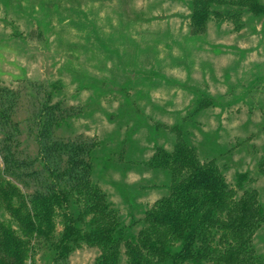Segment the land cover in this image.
Segmentation results:
<instances>
[{
  "label": "rangeland",
  "instance_id": "1",
  "mask_svg": "<svg viewBox=\"0 0 264 264\" xmlns=\"http://www.w3.org/2000/svg\"><path fill=\"white\" fill-rule=\"evenodd\" d=\"M188 14L172 0H0V141L10 137L34 157L35 112L61 81L54 101L81 112L55 134L104 144L95 178L124 215L120 188L135 189L143 207L164 194L150 186L165 184L166 173L143 163L154 145L171 149L174 127L189 133L200 157L207 137L233 147L221 160L225 176L250 172L264 204V176L255 172L264 155V16L250 25L244 17L240 31L212 20L192 37ZM200 96L214 106L193 113ZM254 243L264 252V225ZM97 255L82 247L65 264H93Z\"/></svg>",
  "mask_w": 264,
  "mask_h": 264
},
{
  "label": "trees",
  "instance_id": "2",
  "mask_svg": "<svg viewBox=\"0 0 264 264\" xmlns=\"http://www.w3.org/2000/svg\"><path fill=\"white\" fill-rule=\"evenodd\" d=\"M172 1L188 9L192 37L204 34L212 20L240 31L244 17L250 25L264 16L262 0ZM63 87L51 83L35 112L34 157L22 156L10 137L0 141V264H65L82 247L98 250L93 264H264V252L254 243L264 225V204L249 185L250 172H236L228 181L221 162L233 147L207 137L200 157L189 133L172 128L171 149L154 145L143 163L166 173L165 184L150 186L164 194L143 207L135 203V189L120 188L124 215L95 178V155L104 144L55 134L66 118L81 112H66L54 101ZM212 106L200 96L193 113ZM255 166L264 176V155Z\"/></svg>",
  "mask_w": 264,
  "mask_h": 264
}]
</instances>
